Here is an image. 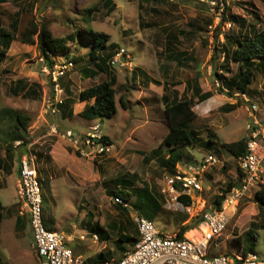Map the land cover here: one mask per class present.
<instances>
[{"label": "rangeland", "instance_id": "rangeland-1", "mask_svg": "<svg viewBox=\"0 0 264 264\" xmlns=\"http://www.w3.org/2000/svg\"><path fill=\"white\" fill-rule=\"evenodd\" d=\"M112 1L115 7L108 11L105 0H0V31L9 29L14 14L21 12L19 32L4 61L0 60V113L11 110L28 115L32 138L9 158L6 134L12 124L10 114L0 122V157L11 165L10 171L0 170V264H39L40 261L32 246L29 217L24 215V228L15 227L23 206L18 193V163L28 149L43 182L45 226L73 238L69 247L82 255L87 264H104L97 261L101 252H111V259L122 258L119 231L137 236L135 217L153 221L163 233H176L183 213L188 215L183 224H194L203 200H207V206L213 204V198L230 181L239 180L238 163L223 144L247 138L250 103L238 94L234 84L237 64L232 63L231 72L225 74L226 84L215 76V71L222 72L224 63V54L215 53V36L220 30L218 40L223 44L225 35L232 40L238 32L247 28L250 31L251 25L263 30L264 0H169L164 4ZM90 9H93L91 13ZM31 20L39 25L47 23L56 38L80 33L76 41H68L67 54L52 57L54 69L65 61L74 62L73 69L59 81L65 99L77 100L71 117L46 111V100L54 91L51 83L54 79L49 80L44 71L47 65L40 49L21 41V33ZM90 29L108 34L109 42L120 45V55L112 68L117 76V112L95 120L80 114L87 102L78 99L84 89L107 78L103 73L86 79L81 72L83 67L92 65L88 56L90 47L81 36ZM177 52L187 53L185 63L180 65L170 57ZM223 85L230 93L221 90ZM197 86L202 90L200 95ZM246 95L264 114V61L256 59L254 81ZM121 96L127 108L122 106ZM165 97L169 101H193L197 115L190 128L194 133L192 144L184 147L186 157L174 168V173L166 164L168 147L162 145L169 130ZM52 124L59 126V135L50 133ZM93 124H100L102 134L111 139V151L82 157L62 135L68 129L84 133ZM210 138L212 143H208ZM210 156L214 160H209ZM177 172L198 174L202 182L203 200L197 201L193 208L183 207L163 191L167 189V176ZM126 173L135 178H129L132 184L124 187L118 180L126 177ZM261 178L264 183V161ZM145 186L152 195L157 194L159 203L146 193L136 203L140 198L138 190ZM122 188L133 193L125 205L118 204L109 193ZM250 194L222 236L212 242L211 254L239 253L241 238L252 228L256 237L253 251L264 259V209L259 207L253 189ZM95 225L109 234L108 239ZM196 227L188 237L198 235ZM94 234L100 237L99 241L94 239ZM81 235L85 239H80ZM124 245L127 250L132 248L128 242Z\"/></svg>", "mask_w": 264, "mask_h": 264}, {"label": "built area", "instance_id": "built-area-1", "mask_svg": "<svg viewBox=\"0 0 264 264\" xmlns=\"http://www.w3.org/2000/svg\"><path fill=\"white\" fill-rule=\"evenodd\" d=\"M116 54L113 64L117 62ZM55 66V65H54ZM45 67L44 71L48 77L54 79L52 83L53 94L46 100V111L55 115L59 113L58 105L63 103L64 96L61 93L62 86L60 78L64 77L67 71L73 69L74 62L68 60L56 69ZM218 85L221 86L220 81ZM224 92H228L223 87ZM244 100L250 103V119L247 124L246 152L241 155L238 162L242 174H239L238 183L226 192L220 208L213 204L207 206V200H203V186L197 174L187 175L178 172L174 176H167V189L172 200L178 201L182 195L191 198V204L187 208H193L195 204L203 200L199 217L201 222L197 225L196 238L180 237L178 233H163L158 230L153 221L143 217H135L138 225L139 240L126 252L122 258L105 262L104 264H264V259L255 251L248 252L245 256L242 251L236 254L215 253L211 254L212 242L219 239L227 229L229 223L237 213L238 207L245 198L251 197L259 190L262 183L264 161V114L260 113L258 104L251 103L246 94H242ZM50 133L59 135V126L50 125ZM75 148V152L82 157L95 156L111 151L112 144L103 142L104 135L100 124L88 126V130L80 133L73 129L66 130L63 135ZM16 148H21V140L15 143ZM209 160H214L210 156ZM207 160V161H209ZM18 193L23 202L21 215L29 217L33 233L32 246L39 257V264H84L82 255L76 254L69 242V238L62 232L48 229L44 224V196L42 184L35 158L30 149L22 154L19 163ZM222 194V192L220 193ZM118 203L125 202L116 197ZM80 239H85L84 235ZM94 239L99 241V236L94 234Z\"/></svg>", "mask_w": 264, "mask_h": 264}, {"label": "trees", "instance_id": "trees-1", "mask_svg": "<svg viewBox=\"0 0 264 264\" xmlns=\"http://www.w3.org/2000/svg\"><path fill=\"white\" fill-rule=\"evenodd\" d=\"M146 2H155V3H167L169 0H145ZM105 4L108 7V11H112L115 7V4L112 0H105ZM93 9L89 10L91 13ZM20 15L21 12L17 11L13 19L10 23L9 29L2 28L0 31V60L1 62L4 61L6 57V53L9 50L11 43L16 38V33L19 32L20 27ZM223 15H226L224 13ZM243 26V25H242ZM253 25L250 27V31L247 28L245 32H241L237 35H234V39H230V37L225 35L226 41L219 42L218 37L221 33L220 30L217 31L216 39L217 43L215 45V53L216 54H224V63L221 65L220 70L222 71L219 73L215 71V76L219 80H223L226 84L227 80L225 78V74L231 72V64H237V72L235 74V86L239 93L247 94L249 87L254 81V74H255V64L256 59L260 62L264 61V29L257 30L252 28ZM251 32V33H249ZM80 36V33L73 32L67 37L56 38L52 35L51 30L48 28L47 23L37 24L35 21L31 20L27 27L21 33V41L28 45H36L41 53L43 54L44 62L50 68H53L55 62L52 59L53 56H58L60 54H67L70 50L68 46V41H76L77 36ZM82 40L85 41L90 50L88 52V56L92 62L91 66H85L81 69L83 76L86 79H93L103 73L107 75V78L102 80L99 83H96L86 89H84L79 95V101L84 102L86 101V105L84 109L80 112V114L89 119L95 120L102 117L112 116L117 112V102H116V88L115 85L117 83V76L113 73L112 68L114 67L113 60L116 54L120 51V45L115 42H109L110 36L108 34L102 32H96L93 29L85 34L82 32L81 34ZM234 40V43H233ZM226 43V44H225ZM186 52H177L172 53L171 58L177 60L178 64H183L186 62L187 58ZM80 60L82 58H79ZM75 62L78 61V58L74 60ZM66 76V74H65ZM63 78V77H62ZM60 78V79H62ZM21 84V83H20ZM227 85H230L229 83ZM62 88L64 89L63 85L61 84ZM166 88V85H164ZM222 87H225L224 85ZM22 88V87H20ZM227 88V87H226ZM197 93L200 95L202 92L197 86ZM228 89V88H227ZM223 91V88H221ZM230 90L228 89V92ZM202 95V94H201ZM204 97V96H203ZM93 103L90 101L93 100ZM166 101L168 102L165 106V113L167 117L168 123V133L162 141V145H166L168 148V157L166 159V164L168 167L171 168L172 173L174 171L178 163L182 162L183 159L186 157V152L184 147L187 144H192L191 135L192 131L190 130L191 124L195 121L197 115L193 109V101L187 99H179L169 101L168 97H165ZM77 102L75 98H67L63 103L59 104V113L62 114L64 118L71 117L73 115V105ZM120 102L124 108L126 104L124 102L123 97H120ZM235 107V106H232ZM6 114H10L11 116V126L9 132L6 134V153L9 158H13L12 153L13 151L17 150L15 147V142L21 140L23 142V146H26L32 141L30 136V121L31 118L20 111H3L0 113V122L6 117ZM194 134V133H193ZM246 141L247 138L230 142L224 143L223 147L236 159L238 163V172L242 174L239 168V158L241 155L245 154L246 152ZM103 142L106 144H112L111 139L104 135ZM208 143H212L211 138L208 140ZM78 154V153H77ZM79 155V154H78ZM0 170L10 171L11 165L6 160L0 157ZM126 177L120 178L118 180L119 185L122 184L124 187L132 184L129 178H135L130 173H126ZM41 183L42 180L40 179ZM238 182L230 181L227 184L226 189L222 192V194H218L213 198V205L216 208H220L221 204L225 198L226 192L229 191L233 186H235ZM140 192V198L136 202L138 203L141 201L143 194L152 195L151 191L148 187H144ZM111 195L115 197L121 198L125 203L129 201V199L133 196V193L126 190V189H119V190H111L109 191ZM44 201H45V195ZM154 196V202L159 203L157 200V194L152 195ZM255 199L259 204V207L264 209V183L260 184L259 190L255 193ZM179 203L183 207H187L191 204V198L188 195H182L179 197ZM123 205L121 203H118ZM45 210V209H44ZM181 224L178 227V235L180 237H184L185 233L190 231L197 226L201 222V217H198V220L194 224H183L184 221L187 219L188 215L183 213L181 215ZM25 216H17L16 218V228L22 229L25 226ZM254 225V224H252ZM251 225V226H252ZM94 228H98L108 239V233L98 225H95ZM253 229L250 228L246 236L241 238L240 248L243 254L246 256L248 252L253 251L252 245L254 238H256L253 234ZM139 235V231H138ZM132 236L128 233L119 231L118 237V247L119 249L125 254L130 249L127 250L125 247V243H130L133 247L135 243L139 240V236ZM105 237V238H106ZM100 238V237H99ZM112 258V253H104L101 252L100 255L97 257L98 262L105 263L110 261ZM84 264H87L85 261Z\"/></svg>", "mask_w": 264, "mask_h": 264}, {"label": "clouds", "instance_id": "clouds-1", "mask_svg": "<svg viewBox=\"0 0 264 264\" xmlns=\"http://www.w3.org/2000/svg\"><path fill=\"white\" fill-rule=\"evenodd\" d=\"M222 88H223V87H222ZM223 92H224V90H223ZM224 93L227 94V92H224ZM238 94L241 95V94H243V93H238ZM76 131H77V130H76ZM38 172H39V171H38ZM177 173H178V172H177ZM197 175H198V174H197ZM39 178H40V176H39ZM41 184H42V183H41ZM43 195H44V193H43ZM254 196H255V195H254ZM115 198H116V197H115ZM121 204H123V203H121ZM125 204H126V203H125ZM125 204H123V205H125ZM188 232H189V231H188ZM188 232H187V233H188ZM177 233H178V232H177ZM99 239H100V238H99Z\"/></svg>", "mask_w": 264, "mask_h": 264}, {"label": "crops", "instance_id": "crops-1", "mask_svg": "<svg viewBox=\"0 0 264 264\" xmlns=\"http://www.w3.org/2000/svg\"><path fill=\"white\" fill-rule=\"evenodd\" d=\"M11 45H12V44H11ZM85 105H86V104H85ZM85 105L83 106L82 110L84 109ZM82 110H81V111H82ZM190 231H193V229H191ZM190 231H189V232H190ZM189 232H188V233H189ZM187 235H188V234H187Z\"/></svg>", "mask_w": 264, "mask_h": 264}, {"label": "water", "instance_id": "water-1", "mask_svg": "<svg viewBox=\"0 0 264 264\" xmlns=\"http://www.w3.org/2000/svg\"><path fill=\"white\" fill-rule=\"evenodd\" d=\"M49 80H51V77H49Z\"/></svg>", "mask_w": 264, "mask_h": 264}, {"label": "bare ground", "instance_id": "bare-ground-1", "mask_svg": "<svg viewBox=\"0 0 264 264\" xmlns=\"http://www.w3.org/2000/svg\"><path fill=\"white\" fill-rule=\"evenodd\" d=\"M196 237H197V236H196ZM196 237H195V238H196Z\"/></svg>", "mask_w": 264, "mask_h": 264}]
</instances>
